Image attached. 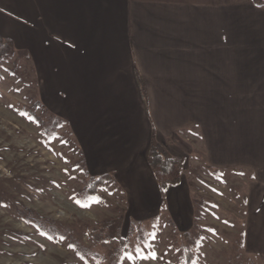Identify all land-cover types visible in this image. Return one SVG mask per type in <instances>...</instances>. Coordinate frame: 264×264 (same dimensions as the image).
<instances>
[{
	"label": "crops",
	"instance_id": "1",
	"mask_svg": "<svg viewBox=\"0 0 264 264\" xmlns=\"http://www.w3.org/2000/svg\"><path fill=\"white\" fill-rule=\"evenodd\" d=\"M0 35L30 54L42 102L68 122L90 175L118 183L132 214H156L163 200L152 143L186 159L166 200L190 193L192 142L217 174L244 176L246 246L264 264V7L0 0Z\"/></svg>",
	"mask_w": 264,
	"mask_h": 264
},
{
	"label": "rangeland",
	"instance_id": "2",
	"mask_svg": "<svg viewBox=\"0 0 264 264\" xmlns=\"http://www.w3.org/2000/svg\"><path fill=\"white\" fill-rule=\"evenodd\" d=\"M16 62L11 59L0 71V264H85L70 243L91 245L94 237L116 226L127 239L119 248L120 264H229L236 243L240 258L263 264L246 246L243 233L246 178L217 174L193 142L196 150L190 149L184 178L189 195L176 192L161 200L156 214H132L115 181L87 194L89 182L74 136L65 127L53 140L44 134L32 116L37 76L25 66L16 69ZM27 207L71 226L70 239L54 242L43 235L26 220ZM95 247L109 256L119 245L107 240ZM152 252L156 259H140Z\"/></svg>",
	"mask_w": 264,
	"mask_h": 264
},
{
	"label": "trees",
	"instance_id": "3",
	"mask_svg": "<svg viewBox=\"0 0 264 264\" xmlns=\"http://www.w3.org/2000/svg\"><path fill=\"white\" fill-rule=\"evenodd\" d=\"M253 2L260 7H264V0H253ZM13 58L17 61L15 63L16 69H19L21 66H25L27 70L33 71L36 74L30 54L27 51L18 49L12 39L5 38L0 35V71L4 66V63L9 62ZM37 84L38 82L36 78L35 86H38ZM36 96L37 101L33 103L35 112L32 113V116L38 123H40L43 132L48 139L53 140L59 137L60 134H63L61 131L63 127L67 128L68 132L74 136L68 122L51 112L42 102L39 92L37 91ZM37 109H41L43 115L37 114ZM73 139L79 147L75 137ZM147 158L158 181L160 193L164 200L167 197L169 189L177 187L182 183L183 175L185 173L186 159L171 155L165 145L159 142L151 144L147 153ZM84 168L87 181L89 182L87 186V194L89 195H95L101 188H104L109 181H114L110 174H103L99 176L90 175V173L86 170L85 162ZM25 218L43 235L50 238L54 242L67 241L72 236L73 230L71 226L62 224L51 217L43 216L37 210L32 208H26ZM243 233L245 237V229L243 230ZM187 234L188 232H186L185 236ZM107 240H116L119 245L116 250H112L107 254L109 256H106L101 249L95 247V245L101 246L104 244V241ZM126 240L127 239H124L121 236L120 226H116L107 233L99 234L94 237L91 245H86L82 241H74L70 243V247L75 250L78 257L85 264H120L123 257V250L119 248L120 245L123 246L126 244ZM236 245V251L232 254L229 264H257L253 259L240 258V249L238 248L239 244L236 243ZM187 253L190 254V251H187ZM189 254H187V258H189ZM188 261H190V259H188Z\"/></svg>",
	"mask_w": 264,
	"mask_h": 264
},
{
	"label": "snow or ice",
	"instance_id": "4",
	"mask_svg": "<svg viewBox=\"0 0 264 264\" xmlns=\"http://www.w3.org/2000/svg\"><path fill=\"white\" fill-rule=\"evenodd\" d=\"M106 243H107V242H106ZM128 258H129V259L132 258V254H131V253L128 254ZM140 259H142V260H149V259L154 260V259H156V253H155V252H152V253L147 254V255H141V256H140Z\"/></svg>",
	"mask_w": 264,
	"mask_h": 264
}]
</instances>
